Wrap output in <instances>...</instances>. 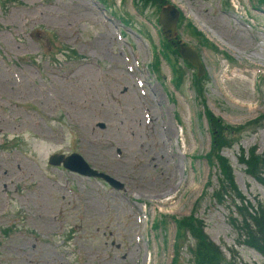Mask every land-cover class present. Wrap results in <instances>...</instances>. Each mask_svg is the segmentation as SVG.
<instances>
[{
  "label": "rangeland",
  "instance_id": "obj_1",
  "mask_svg": "<svg viewBox=\"0 0 264 264\" xmlns=\"http://www.w3.org/2000/svg\"><path fill=\"white\" fill-rule=\"evenodd\" d=\"M168 1L183 17L174 42L205 69L200 100L191 66L178 89L164 58L151 69L166 42L158 5L0 0V264H172L173 220L189 216L231 264H264L230 223L238 200L213 197L204 116L243 128L220 155L245 200L264 206L238 160L252 147L264 157V4ZM71 153L123 188L48 164ZM193 244H178L177 264H191Z\"/></svg>",
  "mask_w": 264,
  "mask_h": 264
},
{
  "label": "trees",
  "instance_id": "obj_2",
  "mask_svg": "<svg viewBox=\"0 0 264 264\" xmlns=\"http://www.w3.org/2000/svg\"><path fill=\"white\" fill-rule=\"evenodd\" d=\"M136 8L141 12L148 2L158 5L160 8L164 4H169L168 0H134ZM259 4H264V0H258ZM180 23L183 22V17L180 15ZM187 30L188 27H186ZM192 35L199 39V43L207 46L206 40L203 36L192 29ZM178 42H164L162 41V49L156 51L154 63L151 69L155 72L158 71V59L159 56L164 58L170 65L171 70L174 73L173 85L178 89L181 85L180 76L184 74L183 68H190V65L186 61H181V65H178L180 57L178 55ZM192 88L196 94L198 100L203 97V81L199 79L195 74L192 75ZM205 119L208 125V132L211 138L210 151L206 155L207 163L210 166H216L219 172L218 188L214 192L213 197L218 204L224 205L226 199H230L234 204V200H238V204H234L236 217H231L230 223L232 227L243 240V243L247 246L257 250L264 258V206L261 202H258L257 206L250 205L245 198L238 191L234 184L233 170L224 157L220 155L223 148H228L235 142V137L240 133L243 128L240 126H232L226 124L222 119L214 116L208 110L205 111ZM261 118V117H260ZM257 118L249 124H255L260 121ZM264 118V117H262ZM240 164L245 166V173L250 175L256 180L262 187H264V157L257 155L255 147L248 150L247 153L242 152L238 158ZM175 224V257L172 264H177L178 257V244H184L187 240L194 241L192 247H189V252L192 256L191 264H231L225 258V255L220 248L209 239L204 232V224L201 220L192 216L174 219ZM157 225H155L156 227ZM4 235L8 234V231H3Z\"/></svg>",
  "mask_w": 264,
  "mask_h": 264
},
{
  "label": "water",
  "instance_id": "obj_3",
  "mask_svg": "<svg viewBox=\"0 0 264 264\" xmlns=\"http://www.w3.org/2000/svg\"><path fill=\"white\" fill-rule=\"evenodd\" d=\"M179 19L180 10L174 4H164L161 6L158 15V25L166 41L173 43L176 40ZM178 55L196 71L197 77L205 75V69L199 55L192 48L180 44ZM48 164L51 166H62L64 169L83 177L100 179L115 190L123 188V185L114 178L93 169L84 158L77 153H71L68 156L53 154L49 157Z\"/></svg>",
  "mask_w": 264,
  "mask_h": 264
},
{
  "label": "bare ground",
  "instance_id": "obj_4",
  "mask_svg": "<svg viewBox=\"0 0 264 264\" xmlns=\"http://www.w3.org/2000/svg\"><path fill=\"white\" fill-rule=\"evenodd\" d=\"M90 71V70H89ZM92 71V70H91ZM88 72V71H87ZM81 73V72H80ZM85 74V73H84ZM94 76V75H93ZM86 77V76H85ZM92 78H94V77H92ZM91 78V79H92ZM82 80V79H81ZM84 81V80H83ZM90 83V82H89ZM86 84V83H85ZM82 85H80V87H81ZM87 87V86H86ZM76 89V88H75ZM80 89V88H79ZM86 89H88V88H86ZM82 90H80V92H81ZM79 92V91H78ZM84 93V92H83ZM91 93V92H90ZM76 94V93H75ZM78 94V93H77ZM129 96V95H128ZM82 97H84V96H82ZM86 97V96H85ZM88 97V96H87ZM81 98V97H80ZM94 99V98H93ZM126 99V98H125ZM134 99V98H133ZM76 100V99H75ZM97 102V101H96ZM134 102H135V100H134ZM129 103V102H128ZM88 104V103H87ZM133 104V103H132ZM74 106V105H73ZM92 107V106H91ZM135 114V113H134ZM84 118V117H83ZM30 119H31V117H30ZM29 119V120H30ZM136 119V118H135ZM33 120V119H32ZM85 120V119H84ZM32 122V121H31ZM34 123H36V121L34 122ZM33 123V124H34ZM83 123V122H82ZM139 123V122H138ZM85 124V123H84ZM116 124V123H115ZM119 125V124H118ZM125 125V124H124ZM126 129V128H125ZM124 130V129H123ZM132 130V129H131ZM125 132V131H124ZM164 133V132H163ZM135 136H137V133H135ZM139 137V136H138ZM136 139V138H135ZM140 140V139H139ZM23 165V164H22ZM26 165V164H25ZM28 166V165H27ZM26 169V168H25ZM30 170V169H29ZM20 171V170H19ZM26 172V171H25ZM28 173H30L29 171H28ZM41 183H42V181H40ZM44 184V183H43ZM48 186V185H47ZM44 187V186H43ZM50 187V186H49ZM49 190V189H48ZM47 190V191H48ZM51 191H53V190H51ZM50 191V192H51Z\"/></svg>",
  "mask_w": 264,
  "mask_h": 264
}]
</instances>
